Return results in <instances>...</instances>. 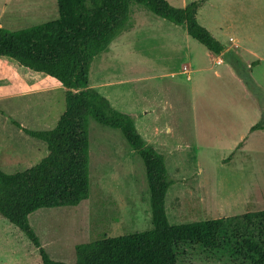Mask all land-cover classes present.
Wrapping results in <instances>:
<instances>
[{
	"label": "rangeland",
	"instance_id": "rangeland-1",
	"mask_svg": "<svg viewBox=\"0 0 264 264\" xmlns=\"http://www.w3.org/2000/svg\"><path fill=\"white\" fill-rule=\"evenodd\" d=\"M168 1L184 7L195 0ZM58 17L57 0H0V27L9 30ZM198 19L223 42V54L214 55L183 26L135 4L129 20L134 33L118 36L90 72V84L131 114L147 143L165 156L171 224L264 210V129H252L264 123V0H207ZM189 63L192 71L185 68ZM65 110V86L0 57V169L23 171L48 154L47 143L13 121L48 130ZM90 178V196L79 205L30 216L55 261L76 264L77 244L153 227L142 158L120 130L93 119ZM0 264H43L39 249L2 216ZM178 264L244 263L225 251L188 244Z\"/></svg>",
	"mask_w": 264,
	"mask_h": 264
},
{
	"label": "trees",
	"instance_id": "trees-1",
	"mask_svg": "<svg viewBox=\"0 0 264 264\" xmlns=\"http://www.w3.org/2000/svg\"><path fill=\"white\" fill-rule=\"evenodd\" d=\"M206 2L195 0L176 7L168 0H57L59 17L55 20L18 30L0 27V57H10L66 87V110L54 128L35 130L13 121L27 135L47 143L48 154L23 171L8 173L0 169V216L39 249L43 264L69 263L50 257L30 216L43 208L77 206L89 198L91 119L120 130L142 158L153 227L77 244L76 264H178L180 251L188 244H198L208 252L225 251L244 264H264V210L183 224L169 222L166 200L172 181L165 156L147 143L131 114L115 108L90 84L95 58L109 51L123 32L134 28L129 20L135 4L183 26L191 38L213 54H223V42L198 19ZM262 122L252 129H264Z\"/></svg>",
	"mask_w": 264,
	"mask_h": 264
},
{
	"label": "crops",
	"instance_id": "crops-1",
	"mask_svg": "<svg viewBox=\"0 0 264 264\" xmlns=\"http://www.w3.org/2000/svg\"><path fill=\"white\" fill-rule=\"evenodd\" d=\"M134 31H135V28H133L132 30H130V31H126L127 33H125V35L126 34H130V32H133L134 33ZM237 31V30H236ZM236 31L234 32V36H235V38L238 40V38L236 37ZM132 33V34H133ZM215 55V54H214ZM187 66V67H186ZM185 68H187V69H191V71L193 70V68H192V66H191V64L189 63V64H187V65H185ZM149 114H151V112L149 113Z\"/></svg>",
	"mask_w": 264,
	"mask_h": 264
}]
</instances>
